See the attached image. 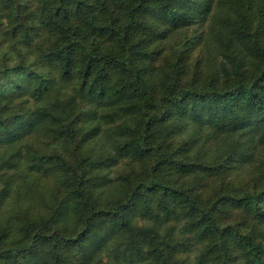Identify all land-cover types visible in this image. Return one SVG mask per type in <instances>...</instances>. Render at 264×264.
I'll return each mask as SVG.
<instances>
[{"label":"rangeland","instance_id":"1","mask_svg":"<svg viewBox=\"0 0 264 264\" xmlns=\"http://www.w3.org/2000/svg\"><path fill=\"white\" fill-rule=\"evenodd\" d=\"M38 2L18 0L21 8L17 11L15 4L0 0V67L22 63L34 73L48 78L56 77L58 72L48 63L45 54L58 41V36L52 28L40 23L35 14ZM216 5L221 6L225 20L231 18L232 25L221 20L215 10L211 11L199 32L194 31L193 26L172 30L165 20L155 21L153 17L144 19L145 27L137 34L135 41L140 42L138 61L149 76V91L155 98L162 94L176 75L183 85L195 84L199 87L206 83L215 66L226 63L220 40H231L232 44L241 45L242 51V42L252 38L251 44L260 45L264 50V6L261 7V3L251 4L247 26L251 37L246 39L242 37L241 25L237 24L243 14H237L236 7H243L240 0H217ZM22 12L31 18L32 28L28 33L24 21L19 17ZM99 40L104 51H118L112 40ZM242 52L246 54L243 61L247 63L248 72L255 71L259 76L264 58ZM74 62L76 70L73 76L55 80L50 97L44 94L45 89L40 94L41 98L38 97L39 93L35 95L39 80L27 72L15 73L13 80L0 78V134L16 131L18 135L13 134V138L19 136L14 141L0 140V243L4 247L25 244L28 230L32 233L35 228L47 226L63 228V224L55 225L49 219L62 206L77 204L72 196L78 193L81 173L85 175L83 183L87 190H101L98 193L101 196L110 184L111 187L115 184L130 187L149 172L150 156L144 154L147 156L142 158L130 153L120 157L117 150L119 128L135 127L138 115H127L110 107L99 109L95 102L90 101L98 92L116 90L123 77L112 71L103 86L93 88L79 76V57H75ZM54 97L64 101L60 103L64 109L55 107L56 102L52 101ZM38 103L44 108H49L52 103L50 112L58 110V113L55 117L26 127L25 121L37 120L35 113L39 111ZM16 122H23L20 124L23 127L11 130ZM168 123L169 132L164 139L166 151L178 158L189 156L186 161L192 167L180 173L167 167L161 177L189 191L198 205L206 207L213 198L223 194L245 196L264 192V174L261 173L264 171L261 167L264 164V144L252 132L247 133L253 136L252 149L246 163L239 166L234 159L225 157L226 149L222 156L218 154L223 140L220 133L212 128L189 120L183 122L179 116ZM190 143L195 145L186 151L184 145ZM116 194L114 190L108 191L105 193L107 199H100L103 201L101 204H108ZM159 202L153 192H147L140 198L139 209L131 217L135 228L143 231V246L147 248L149 245L153 249L161 244L168 264L243 262L244 246L233 232L218 236L208 229L201 216L191 215L180 199H170V206L176 211L170 222L165 221L163 215L161 218L143 216L145 209L141 208L146 203L155 210V214L161 215ZM261 206L264 208L263 203ZM214 218L219 226H234L264 243V231L253 204L223 202L215 211ZM68 219L70 221L66 226H70V230L77 229L78 224ZM101 223L100 229L106 228L108 222L103 220ZM200 234L206 236L202 243H198ZM51 248L50 243H41L35 254L0 259V264H45L46 261H54V264H87L78 249L64 246L59 251L60 261L56 262L57 259L50 256ZM107 260L108 255L103 254L89 264H104ZM149 262L157 261L150 257Z\"/></svg>","mask_w":264,"mask_h":264},{"label":"trees","instance_id":"2","mask_svg":"<svg viewBox=\"0 0 264 264\" xmlns=\"http://www.w3.org/2000/svg\"><path fill=\"white\" fill-rule=\"evenodd\" d=\"M3 1L15 4L17 11L21 8L18 0ZM37 1L39 2L35 14L40 23L52 28L58 36V41L45 54L48 63L55 67L58 75L44 77L20 63L0 67V78L13 80L15 73L18 72L36 76L40 84L34 93L37 96L39 93L38 97L41 98L43 89L46 90L44 94L50 97L55 80L70 79L73 76L76 70L75 57H79L80 61L79 76L93 88L103 86L112 71L118 72L123 77L121 85L112 92L104 90L100 94L98 92L90 101L95 102L99 109L110 107L127 115H138V124L135 127L119 128L117 150L120 157L130 153H136L142 158L148 155L151 157V165L148 174L136 183L130 184V187L124 188V184L115 183L111 187L110 184L108 190L101 196L98 194L101 190L91 192L87 190L83 183L85 175L81 173L77 184L78 193L72 196L75 197L74 201L77 204L62 206L56 211L55 216L49 219L55 225L63 224V228L47 226L35 228L32 233L28 230L25 244L4 247L1 242L0 259L33 255L41 243L47 242L52 245L50 256L52 259L55 257L56 262L60 261L59 251L64 246L67 249L73 247L78 249L87 264L103 254L108 255V260L104 264H168L161 244H157L153 249L149 245L147 248L143 246L142 241L145 239L143 231L135 228L131 217L132 213L139 209L140 198L147 192H153L155 197L159 198L161 215L155 214V210L146 203L141 208L145 209L143 216L161 218L163 215L164 220L170 222L176 215V211L170 206V199H180L187 205L191 215L201 216L208 229L216 232L218 236L233 232L245 250L243 262L239 264H264L263 242L253 235L242 233L234 226H219L214 220V213L223 202L253 204L264 231V208L261 206V203L264 204V192L249 193L245 196L218 195L208 206L202 207L189 191L161 177L167 167L176 173L192 167V164L186 161L189 156L178 158L166 151L164 139L169 132L168 122L175 116H179L183 122L189 120L220 133L223 145L219 147L221 150H218V154L222 156L226 149L225 157L234 159L239 166L246 163L248 153L252 149L253 136L248 135V132H252L256 139L264 144V66L261 64L259 76L255 71L248 72L247 63L243 61L246 54L242 52L246 51L252 57L264 58L263 48L260 45H252L250 42L252 38L242 42V51L241 45L232 44L231 40H220L226 63H221L219 67L215 66L206 83L199 87L195 84L183 85L176 75L162 94L155 98L149 91V76L138 61L141 54V50L138 49L140 42L135 41L137 34L145 27L144 19L153 17L155 21L165 20V24L172 30L193 26L194 31L199 32L211 11L215 10L221 20L227 25L230 23L232 25L231 18L227 17L225 20L226 15L223 16L221 6L216 5L217 0ZM256 2L261 3V7L264 6L263 0H240L243 7H236L238 15L240 12L243 13L237 24L241 25L244 39L251 37L247 30L248 17L249 11L252 10L251 4ZM19 17L24 21L28 33L32 28L29 14L24 16L22 12ZM99 38L112 40L118 51H104ZM52 101L56 102L55 107L64 109L63 104H60L64 101L55 97ZM38 104L39 111L35 113L37 120L25 121L26 127L33 126L32 123L40 120L55 117L58 113V110L50 112L52 103L49 108ZM22 123L16 122L11 130ZM15 133L18 135L16 131L0 134V140L14 141L17 137L19 139V136L13 138L12 135ZM194 145L192 143L184 145L185 150H191ZM187 154L189 155L188 152ZM262 159L264 161V158ZM80 165L82 168L83 161ZM261 167L264 170V164H261ZM261 173L264 174V171ZM113 190L117 193L114 200L108 204H101L103 202L101 200L107 199L105 193ZM68 218L78 224L77 229L70 230L71 227L66 226L70 221ZM103 220L108 224L106 228L100 229ZM205 239V234H200L198 243ZM150 257L156 258L157 262H149ZM235 261L237 262V259ZM45 264H54V261H46Z\"/></svg>","mask_w":264,"mask_h":264}]
</instances>
